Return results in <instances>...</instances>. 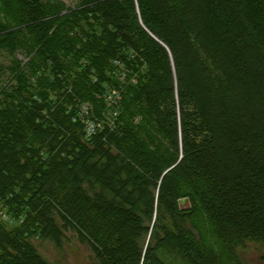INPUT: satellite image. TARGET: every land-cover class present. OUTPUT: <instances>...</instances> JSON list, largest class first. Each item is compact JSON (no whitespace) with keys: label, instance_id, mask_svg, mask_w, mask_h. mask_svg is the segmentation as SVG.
<instances>
[{"label":"trees","instance_id":"16d2710c","mask_svg":"<svg viewBox=\"0 0 264 264\" xmlns=\"http://www.w3.org/2000/svg\"><path fill=\"white\" fill-rule=\"evenodd\" d=\"M0 71V264L69 233L92 264L264 245V0H0Z\"/></svg>","mask_w":264,"mask_h":264},{"label":"rangeland","instance_id":"374dc122","mask_svg":"<svg viewBox=\"0 0 264 264\" xmlns=\"http://www.w3.org/2000/svg\"><path fill=\"white\" fill-rule=\"evenodd\" d=\"M69 6H73L78 0H67ZM1 63L4 66L11 64V60L7 55H3ZM8 75L7 72L0 71V79H4ZM89 104V103H88ZM97 120V119H95ZM99 121V120H98ZM103 123V121H100ZM104 126V124H103ZM186 206V202H184ZM13 223L11 225H18ZM69 241H64L61 247L56 246L50 240L43 241L41 239L31 238L32 244L51 264H92L90 260V250L86 245L79 242L74 233L68 234ZM241 264H264L261 259L264 256V245L250 241L244 246L237 249Z\"/></svg>","mask_w":264,"mask_h":264},{"label":"built area","instance_id":"2783aa9c","mask_svg":"<svg viewBox=\"0 0 264 264\" xmlns=\"http://www.w3.org/2000/svg\"><path fill=\"white\" fill-rule=\"evenodd\" d=\"M106 97H107L106 100L108 101L109 107H114L121 100V93L118 91H113L111 93H108ZM90 112H91L90 106L83 105L81 107V111L79 114L80 115L79 117L85 124L86 133H87L88 138L93 137L100 130L104 128L103 123H101L98 120H93L89 118Z\"/></svg>","mask_w":264,"mask_h":264}]
</instances>
